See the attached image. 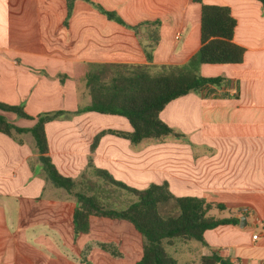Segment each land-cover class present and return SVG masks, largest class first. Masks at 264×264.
Masks as SVG:
<instances>
[{"label":"crops","instance_id":"1","mask_svg":"<svg viewBox=\"0 0 264 264\" xmlns=\"http://www.w3.org/2000/svg\"><path fill=\"white\" fill-rule=\"evenodd\" d=\"M203 1L231 7L237 19L234 41L245 54L239 63L201 64L202 75L223 76L225 82L163 108L160 117L182 137L133 144L107 133L91 152L99 131H131L130 121L92 110L68 113L90 105L85 76L97 63L148 62L144 44L156 29L149 21H161L153 62L186 63L201 46V3L194 0H75L70 13L67 0H0V102L22 104L33 116L67 111L45 128L53 161L79 181L80 190L95 193L101 185L83 177L92 155L97 167L131 186L166 181L178 196L223 203L234 209L227 217L239 223L243 217V227L229 223L206 230L207 243L193 245L198 259H178L179 264H201L200 258L213 252L240 264H264V3ZM97 4L138 28L110 19ZM3 113L22 127L35 123ZM77 206L75 196L47 178L30 132L0 131V264L12 263L18 230L32 215H53L35 224L52 223L63 213L73 220Z\"/></svg>","mask_w":264,"mask_h":264},{"label":"trees","instance_id":"2","mask_svg":"<svg viewBox=\"0 0 264 264\" xmlns=\"http://www.w3.org/2000/svg\"><path fill=\"white\" fill-rule=\"evenodd\" d=\"M75 0H67L69 13ZM201 3V46L184 64H157L153 62V52L159 42L161 21H149L156 26L150 33V40L144 44L147 63H97L85 76L87 91L91 97L90 105L70 111L68 115L83 111L119 114L131 123V131L106 128L99 131L91 144V152L97 148L103 135L116 134L128 138L133 144L148 140H162L168 136L182 137L180 131L170 126L161 117L160 112L173 99L189 92H201L208 85H222L223 76H204L200 73L203 63H239L243 60L245 47L234 41L237 19L231 7L225 4ZM264 3V0H260ZM97 7L110 19L132 26L115 11ZM3 111L15 112L20 117L34 119L30 127H22L11 121ZM64 110L30 115L22 104L12 105L0 102V131L15 136L17 133L30 132L44 165L46 176L56 186L66 189L75 196L78 206L73 211L76 233L90 231V217H108L131 222L143 236V252L134 264H179L175 255L166 245L175 239L198 240L207 243L204 233L208 229L222 224H237V217L216 218L208 212L217 207L225 209L223 203H213L198 196H178L174 194L168 182L150 183L144 188L131 186L116 179L105 168L97 167L92 155L88 168L83 173L100 176L108 183L121 187L135 195V199L125 208L104 206L95 193L77 189L79 181L63 174L50 155V145L46 132V123L62 114ZM95 187V186H93ZM105 250L121 255L112 244L101 243ZM201 264H240L217 252L201 257Z\"/></svg>","mask_w":264,"mask_h":264},{"label":"rangeland","instance_id":"3","mask_svg":"<svg viewBox=\"0 0 264 264\" xmlns=\"http://www.w3.org/2000/svg\"><path fill=\"white\" fill-rule=\"evenodd\" d=\"M91 177L87 175L90 184H101L100 188L93 189L106 207L125 208L136 198L131 192L108 183L100 176ZM84 191L91 192L90 189ZM63 214L55 217L52 223L40 224H35L36 220L48 222L53 219V215L48 212L32 215L29 222L18 230L19 238L11 264H134L141 258L143 236L131 222L91 216L90 231L79 234L75 232L73 220ZM233 214L234 209L217 207L208 212V215L216 218ZM103 242L112 244L121 255L103 249ZM194 243L200 244L198 240L177 238L166 248L183 263L185 259H198Z\"/></svg>","mask_w":264,"mask_h":264},{"label":"water","instance_id":"4","mask_svg":"<svg viewBox=\"0 0 264 264\" xmlns=\"http://www.w3.org/2000/svg\"><path fill=\"white\" fill-rule=\"evenodd\" d=\"M239 224H240V226H242V227L245 226V223H243V217L241 218V221H240Z\"/></svg>","mask_w":264,"mask_h":264},{"label":"built area","instance_id":"5","mask_svg":"<svg viewBox=\"0 0 264 264\" xmlns=\"http://www.w3.org/2000/svg\"><path fill=\"white\" fill-rule=\"evenodd\" d=\"M258 237V234L257 233H254L253 234V238L256 239Z\"/></svg>","mask_w":264,"mask_h":264}]
</instances>
